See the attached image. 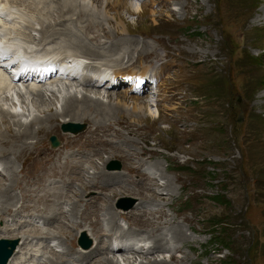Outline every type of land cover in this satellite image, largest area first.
Instances as JSON below:
<instances>
[{"label": "rangeland", "instance_id": "rangeland-1", "mask_svg": "<svg viewBox=\"0 0 264 264\" xmlns=\"http://www.w3.org/2000/svg\"><path fill=\"white\" fill-rule=\"evenodd\" d=\"M19 1L26 2L27 5L22 7L17 3ZM38 1L40 0H3L4 5H7L3 8L5 14L12 13L17 19V24L11 25L10 22L0 20V32H3L0 37L1 42L5 41V36L10 33L19 34L22 46L30 49L33 46L35 49L38 48L37 41L27 40V37L37 40L42 27L39 20H47L39 14L43 10V5L34 4ZM94 1L99 0L78 1L80 7L96 13L97 22L99 21L102 25L99 29H93L94 32L86 29L83 31L84 35L88 37L95 34L100 35V41H105V43L107 41L104 38L109 35L111 37L118 35L115 37L117 39L147 43L150 46L148 49L155 50L156 55L161 59L160 63L155 65L154 55H151L149 60L153 62L152 64L143 62L137 67H132L134 72L145 70L146 80L148 77L155 80L153 82L155 87L150 84L145 91L133 95L134 97H147V102L149 101L150 104L149 109L136 114L131 110L126 112L120 109L119 100L115 101L116 96L114 95L123 94L124 91L121 90L129 88L126 83H120L121 86L113 90L96 89H102L100 90L101 99L103 92H108V96L111 97L109 99H112L111 102L114 104L111 106H116V113L123 118V122L118 121L119 118L115 114L108 118V121L112 120V122L118 119V124L111 122L113 126L103 127L109 129L106 131L108 134L117 136L120 140L119 147L110 150L94 164H98L99 167L105 164L106 170L116 172L130 171L135 165L145 161L150 164L154 160L153 162L160 164L156 167V172L151 171L147 164L141 168L151 176L157 175V182L150 176L142 175V184L136 185V190L140 192L135 193L136 197L125 194L117 188L105 194H97L94 188H89L85 194H82V199L96 205L94 197L110 198L109 203H112L117 212H130L135 207L138 208L137 210H144L143 208L146 207L145 209L153 211L160 208L158 214L161 213L163 217L162 223L157 227H167L163 223L168 224L173 219L175 223L180 224L187 237V242L178 241L179 244L170 245V250L154 251L149 253L148 257L143 254L150 252V244L146 240H140L143 253L127 254L130 257L126 254H117L118 252L111 253V251L103 254L107 258L115 259L118 264H264V21L254 19L256 12L264 6V0H124L131 3L138 12L135 14L120 9L121 11L116 13L118 17L110 10L109 4L99 1L96 5ZM185 4H189L188 9H185ZM97 6L99 11H95ZM25 8L28 11L36 9L39 20H36L35 14L30 15ZM52 10V8L44 9L42 14L48 16ZM70 16L65 14L64 19L68 21ZM113 16L120 21L121 26L117 25ZM30 19L32 29L26 26V21ZM72 20L75 21L72 17L66 25L72 31L80 33L85 23L76 24L78 28L72 24ZM121 27L123 34H121ZM108 42L110 44L113 40ZM65 51H63L65 54L69 53ZM56 55L64 56L58 53ZM80 57L87 64L91 62L89 60L88 63V59L84 56ZM96 60L93 65H98L100 62ZM101 70L104 69L98 71ZM91 71L96 72L95 69ZM106 71H108L107 74L112 73L111 70ZM0 75H3L2 71ZM151 78H149L150 81ZM54 89L60 88H51L47 94L49 95ZM24 90L25 88L22 89ZM77 90H80V93L84 92H81V87ZM91 90L97 93L95 89ZM78 92L76 93L80 96ZM10 94L13 95L11 103L5 104L4 101L1 102L2 100L0 102L5 108L14 103L16 106L14 111L22 114L23 111L15 93L12 91ZM44 101L49 102L48 99ZM126 102L129 100L127 99ZM55 105L60 107V103L56 101ZM108 111L111 113L110 109ZM99 122L105 123L102 119ZM67 124L69 123H59L55 131L47 137L44 136L45 138L39 135L38 139L41 140L42 137L44 139L41 143L34 145L29 154L22 156V162L16 158L20 143L8 141L6 148L0 147V151L6 152L9 148L7 152L12 153H9V156L14 162L13 168L16 170V175L18 174V179L26 180V173H31L34 177L41 175L46 167L37 162L36 156L39 150H58L64 142L74 137H87L91 131L90 127L95 128V131L102 127L94 125V122L89 119H86L85 123H71L83 127L80 133L73 135L71 132L62 131V126ZM94 130L91 131L89 138L95 134L92 133L95 132ZM52 136H55L59 143L56 149L50 148L51 144L49 145V139ZM121 139H127L126 142L132 147L123 146ZM128 152H133L135 155ZM115 162L120 167L112 170L110 167ZM93 172L95 170L91 167L87 173L85 172L86 174H83L85 177L82 176V180L74 182V188L78 191H76L77 196L73 195L69 199V205H64L65 210L80 203L79 187L86 186V181L90 180ZM160 175L163 177L158 178ZM3 176L4 180L7 179V172L1 164V180ZM166 179H170V185H166ZM130 180L137 181L138 179L131 177ZM0 185L2 188L3 183ZM51 185H48V188H52ZM117 192L121 194L116 195ZM13 194L21 203L19 188H15ZM215 197H221L226 204L221 205L214 202ZM73 199L77 203H74ZM138 199L150 202L152 200L153 205H138ZM24 201L22 204L27 202ZM9 202L3 204V207H6ZM3 217L7 222L0 221V243L15 242L13 256L18 247L19 250L24 247L26 251L29 249L27 252L29 254L23 257H30V254L35 256V258L31 256L33 257L31 264H35L36 261L40 262V255L51 256L42 247L35 245L36 240H33L34 243L31 241L23 245V240L19 238L20 234L18 238H10L12 234L9 237L3 235L6 229H20V233L40 229L46 233L47 226H43L41 220L32 218L29 222L25 220V223H21L22 217L20 216H18L19 220L7 214ZM105 220L106 217L101 215L103 234H107L105 231L109 229ZM66 222L70 223L69 217ZM22 224L25 225L20 228ZM117 224L122 230L133 232V240L143 235L136 217H131L129 221L119 217ZM88 228L84 225L78 232L72 229L70 236L68 235V237L72 236L69 238L72 248L84 251L79 247V241L83 235L90 242L86 251L94 246V239L90 236V228L89 232ZM163 230L165 234L169 233L166 228ZM67 233L64 231L58 235L63 236ZM167 235L174 237L173 232ZM42 237L44 239L47 236L42 235ZM120 239L122 237L117 238V240ZM51 241L53 242L47 243V246L55 253L67 247L62 238ZM86 243L84 241V244ZM7 250H10L9 246ZM19 254L22 255L20 252L15 255ZM171 254L175 255L172 259H170Z\"/></svg>", "mask_w": 264, "mask_h": 264}, {"label": "bare ground", "instance_id": "bare-ground-1", "mask_svg": "<svg viewBox=\"0 0 264 264\" xmlns=\"http://www.w3.org/2000/svg\"><path fill=\"white\" fill-rule=\"evenodd\" d=\"M78 1L79 0H40L38 2H34V4L36 5H43V10H47L49 8L53 9L51 13H48L49 17L47 15L42 14L43 10L42 12H39L40 16H42L43 19L46 18L48 21L41 19L39 20V14L36 12V9L28 11L25 8L30 15L31 13L35 14L36 20L38 19L39 23L42 25L39 30V38L35 40L31 39L30 37H27V40L34 42L37 41V46L40 47V51L47 49L46 51L48 53H58L59 55H64L62 56L63 58H81L80 56H84L88 59V63L91 61L88 66L95 69L96 72L100 69H104L105 72H108L106 70H111L112 73L110 74H112V77H114V79L118 82V84L113 88L118 87L119 85L121 86L120 83L124 84V82L128 83L129 87L125 88L124 90H121L124 91L123 94L114 95L116 96L114 100H119L118 104L120 106V109H123L126 112L131 110L135 114L137 112L144 111L145 109H149L150 104L149 101L147 102V97H144L146 99L145 100L144 98L133 96L145 91L147 74L145 70H142V68H140L142 70L141 72H134L132 67H137V65H141L143 62H149L150 64H152L153 62L149 60V57L151 55H154V63L155 65H158L161 61L160 57L156 55L155 50L148 49L150 46L147 45V43H140L136 40L115 38L118 37V35L114 37H111L110 35H104V39L107 42L105 43V41H102V43L100 41V35L98 36L97 34H95L89 37L88 35H84L83 31H86V29L87 31L94 32L92 31L93 29H99V27L101 28L102 25L99 21L97 22V14L92 11L86 10L84 7H80ZM99 1L101 3L104 1L103 3L109 4L111 6L110 10L115 12V15L120 9L127 10L128 12L135 14L136 12H138L132 6L131 3H127L124 0ZM99 1L94 2L97 5L99 4ZM17 3L22 7L27 5V3L23 1H19ZM13 5L15 6V4ZM0 7L1 22L2 20H4L2 18L5 17L10 20L7 22H10L11 25H16L17 19L15 18V16L12 15V13L5 14L3 8L7 7V5H4L3 0H0ZM188 7L189 4H185V9H188ZM95 11H99L98 6L96 7ZM65 14L71 15L68 21L66 20V18L64 19ZM140 14H143V12L141 11ZM72 17L73 19H75V21L72 20V24L74 26H77L76 24L79 23H85V26L83 27V30H81L80 33L74 30L72 31V29L66 25V23L70 22ZM113 17L118 23L117 25L121 26L120 21L116 19L118 15H116V17ZM50 19H52V21ZM254 19H262V21H264V6H262L260 10L256 12V14L254 15ZM31 24V19L30 21H26V26L30 29H32ZM120 29L122 31L121 34H123V28L121 27ZM20 37L21 36L19 34L17 35L10 33L6 35V47L11 48L13 47V45L22 44V40L20 39ZM111 40H113V42H110L109 44L108 41ZM107 43L109 45H107ZM52 45L55 46L51 47ZM48 47L51 48L48 49ZM63 51H69V53L72 54H65ZM96 59H98V61L100 62L98 63V65H93ZM102 74L104 73L101 72L99 75ZM41 80H43V78ZM92 81H94V79L85 76L84 79L75 80L74 83H68V85H61L60 89H54L48 95L47 92H49L50 88H59V86L52 85L48 88H25V90L22 91L23 88L20 89L17 87V85H9V80L6 75H0V100H2L1 102L4 101L5 104L9 102L11 103L13 95H11L10 93L13 91L17 99L19 100H17L18 102H20V104H18L20 105V108H22L23 111L22 114H18L14 111L16 110V106L14 103H12L8 108H5L3 106L4 104L0 102V147L6 148L8 146V141L20 143L21 145L18 147L19 152L15 149V151L18 152L16 157L18 161L21 160L22 162V156H26L27 154H29L34 145L41 143L42 139H44L53 131H55L59 123H85L86 119H89V121L94 122V125L102 126L101 128H97V131L94 130L95 128L90 127L91 131H95L92 132L95 133L93 134L92 138H89L91 134L90 131V134L87 135V137H74L70 141L64 142L62 147L58 150H45L46 152L43 150H39L38 155L36 156L38 160L37 162L42 163L43 166L46 168L43 169L41 175L38 177H34L31 173H26V180H20L17 178L18 174L16 175V170H14L13 168L14 162L9 156V153L11 152H7L9 148L6 152L0 151V167L1 164H3V167L7 172V179L4 180V176L2 180L0 179V183H3L2 188L0 187V221H6L4 220L3 215L7 214L8 216L17 219L18 216L22 217L21 223H25V220L29 222L30 219L35 218L41 220L43 226H47L46 233L40 229H32L30 231L26 230L23 231L24 233H20V229H6L3 232V235L9 237L10 234H12L10 238H18L17 236L21 235V237L19 238L23 240V245L25 243H30L31 241L32 243H34V241L36 240L35 245L42 247V249H44L49 253V255H51H38L40 262L38 261V263L36 261L37 264H118L115 259L107 258L106 255H104L103 253H110L111 251V253L118 252L117 254H126V256L127 254L135 255L138 253H143V248L140 246V240H146L150 244V252H146L143 254L145 257H148L147 255L149 253H152L154 251L163 252V250L169 249L171 244L178 243V241L187 242L186 234L183 232V229L180 224L175 223V220L172 219L170 222H168V224L163 223L167 226L164 228H166L167 232L169 233L165 234L163 230L164 228H161L159 226L157 227L158 224L162 223L163 217L161 213L158 214L160 208H158L156 211H153L151 208H149L151 210L145 209L146 207L143 208L144 210H137L138 208L135 207V209L130 212H117L114 210L112 203H109L110 198L104 197L103 199H99L98 196H96L94 197L96 205H93L88 200L85 201L82 199V194H85L87 189L89 188H94L97 194H105V192L117 188L119 191H122L125 194H130L136 197L135 193H140L136 190V185L139 186L142 184V175L148 177L150 176V178L152 177L154 181H156L157 179V175L151 176L150 173H146L145 171L141 170V168L147 164L151 171L156 172V167L160 164L156 161L153 162V160L150 165L145 161L139 165H135L130 171L122 170L121 172L106 170L104 163V166L101 167H99L98 164H94L96 160L101 159L103 156L109 153L110 150L115 149L118 146L120 140H118L117 136H115L114 134H108V132L106 131L109 129L103 127L107 125L113 126L112 123L114 121L112 122V120H109V122L108 118L110 116H114V114H118L115 110L116 106H111L114 104L111 102L112 99H109L110 96H108V92H103L102 99L100 98V95H102L100 93V90L102 89L96 90L98 87H95V85H93L94 82ZM107 82L110 86L107 90H113L109 81L104 82V84ZM104 84L101 86L103 87ZM79 87L82 88L81 92L84 91L83 93H80V90H77ZM71 89L75 92H73ZM91 89H95L97 93L92 92ZM77 91H79L78 93L80 94V96L77 95ZM105 95L108 97H106ZM45 99H48L49 102L45 103ZM127 99L129 100V102H126ZM55 101L57 103H60V107L58 105L59 108L55 105ZM53 106L56 107L54 108ZM108 109H110L111 113L113 114H111ZM116 117L119 118V120L117 119L118 121L123 122V118L121 116L117 115ZM101 119L103 120V122L105 121V123H100L99 120ZM114 119L115 118H113V120ZM117 120L114 123L118 124ZM64 126H62V128ZM71 133L73 135L77 134L73 132ZM39 135L45 137H42L40 140L38 139ZM126 141L127 139H123L121 141L123 143V146H126L127 148L132 147L131 144L127 143ZM133 143L135 142L133 141ZM12 145L11 147L15 148ZM57 147H52L50 145V148L52 149H56ZM128 153H130L131 155H135L133 154V152ZM138 157L140 158V156ZM91 167L93 170H95V172H93L91 177L89 176L90 180H85L87 183L86 186L84 185L82 187H79V190L81 191V196H79L80 203L74 206H70L69 210H65L64 205H69V199H71L73 195L77 196V190H75L74 188V182H77V180L81 179V177L84 176L83 174L85 172L87 173V171ZM11 174H13V177H11ZM162 175H160L158 178L163 177ZM131 177H136L138 180L132 181L130 180ZM5 181L8 182V184H5ZM165 181L166 185H170V179H166ZM17 183L19 184L18 186ZM48 185H51L50 187L52 188H48ZM15 188H19L21 192L22 202L23 200H25L27 201L26 203L22 204V202H18L17 197L13 194ZM160 189L158 188V190ZM119 194L121 193L117 192L116 195ZM155 195L157 196V194ZM73 200L75 203V199ZM8 201H10L9 204H7L6 207H3V204L7 203ZM16 203H18L19 206H17L18 204ZM143 204L144 206L145 204L150 206L153 205L152 200L150 202L144 201L143 199H138V205ZM101 212L103 213L100 214ZM101 215H104L106 217V220L104 222L107 223V226H109V229H106L105 231L107 232V234L102 233L104 228H102L103 225L100 222ZM67 217H69L70 223L66 222ZM119 217H122V219L128 221L131 217H136L139 220V229L143 232V235H140L141 238L133 240V232L122 230L117 224V219ZM23 225L25 224H22L20 228H22ZM84 225H86L87 228H90V236L94 239V246L90 250L86 251L87 248L85 249L79 245V247L84 249V251H77L72 248L69 244V238H71L72 236L68 237V235L70 236V232H72V229H74L75 232H78V230L83 228ZM64 231H67L68 233L64 234L63 236L58 235V233ZM171 232L174 233L173 238L171 237L172 235H167ZM42 235H46L47 237L43 239ZM165 235L167 236L166 238ZM121 237L122 239L117 240V238ZM60 238H62L63 243L66 244L67 247L66 249H63L60 252L55 253L52 248L47 246V243L53 242L51 240H59ZM28 239H30V241H28ZM133 243H135L134 245H136L138 248L133 250L132 247L127 248L125 246V244L131 245ZM37 246L36 248H38ZM19 252L22 255H15ZM27 252H29V249L26 251L24 247L19 250L18 247L17 252L14 254V256L12 255L13 257L11 256V258L6 264H31L30 262L33 258L31 256L34 255L30 254V257H23V255L25 256L29 254ZM41 253L43 254V252ZM172 257H175V255L171 254L170 259H172Z\"/></svg>", "mask_w": 264, "mask_h": 264}, {"label": "water", "instance_id": "water-1", "mask_svg": "<svg viewBox=\"0 0 264 264\" xmlns=\"http://www.w3.org/2000/svg\"><path fill=\"white\" fill-rule=\"evenodd\" d=\"M63 131H70L73 133H78L81 132L83 130V127H78L77 125H66L63 128ZM50 142H51V146L52 147H57L59 145L57 139L52 136L50 138ZM120 165L115 162L113 163V166L110 167L112 170L114 169H119ZM125 209V208H124ZM84 241H86L87 243L84 244ZM79 245L83 248H88L90 246V242L85 238V235H83L82 239L79 241ZM10 247V250H7V247ZM16 243H10V242H3L0 243V264H6L7 261L10 259L14 249H15Z\"/></svg>", "mask_w": 264, "mask_h": 264}, {"label": "trees", "instance_id": "trees-1", "mask_svg": "<svg viewBox=\"0 0 264 264\" xmlns=\"http://www.w3.org/2000/svg\"><path fill=\"white\" fill-rule=\"evenodd\" d=\"M213 201L216 202V203H219L221 205H225V201H223V199L221 197H215L213 198Z\"/></svg>", "mask_w": 264, "mask_h": 264}]
</instances>
